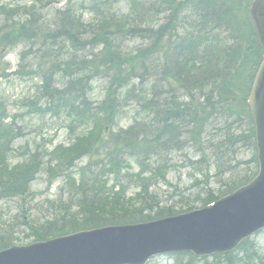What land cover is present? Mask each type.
<instances>
[{
	"label": "trees",
	"instance_id": "1",
	"mask_svg": "<svg viewBox=\"0 0 264 264\" xmlns=\"http://www.w3.org/2000/svg\"><path fill=\"white\" fill-rule=\"evenodd\" d=\"M42 1L36 2L42 3ZM215 1H219L220 4L230 3L234 6L232 8H237L242 13L244 21L255 31L249 13L252 0ZM119 2L120 0H88L86 8L95 15V23H85L80 18L84 23L83 27L93 33L87 40L94 58L87 69L82 71V76L89 77L95 71L103 72L105 77L102 81L105 82L107 90L112 91L108 89L109 77L115 76L117 70L108 57L115 46L123 43V41L119 42L122 38H116L117 32L126 31L129 32L128 35H133L137 28L146 26L149 27L147 32L155 34L153 24L155 17L160 14L159 11H171L167 18H171L175 13L187 11L188 18L173 27L171 33H164L170 36V38H162L167 42L165 47L169 49L166 52L167 56L171 58L176 68L188 67L187 62H190L196 77L204 74L207 69L228 67L225 79L221 78L219 81L217 79L220 77H218L212 83L206 84L201 76L186 89L185 96L189 97V103L194 107L197 115L195 117L200 118L201 115H205L209 107L217 103L226 108L231 106L244 125L246 143L243 146L255 149L254 122L247 101L254 77L262 62L264 49L253 43V34L249 38L241 29L227 33L220 24L224 18H229L228 13L220 8L215 12V19L210 17L212 9L209 13L204 9V4L208 3V0L207 2L205 0H128L130 14L116 18L115 8ZM19 10L20 8L10 11L12 14L8 15L6 23L0 26V51L21 43L31 46L39 42L41 53L33 59L38 64L44 82L50 80L52 76L54 79L58 73L61 74L49 86L42 88L41 97H47L52 102L58 103L59 109L68 115L69 133L74 136L68 147L59 145L51 151L33 152L28 147H24L22 154L24 160L13 162L15 149L11 141L20 136V129L15 125L5 126L4 119L7 118V113L3 103L0 102V194L9 198L8 200L24 197L27 191L23 194L21 183L25 180L29 182L44 167L49 173L48 183L52 184L53 180L60 177L66 179L73 205L77 207L76 211L72 212L71 207L68 206L63 214L60 213L42 224L23 222L28 226L30 235L34 237L33 240L43 241L85 229L136 224L176 215L178 212L173 207L159 208L158 197L151 192V188L160 182L168 183L167 175L171 169L170 165L152 162L146 155L147 151L152 150L153 132L161 131L162 123L145 106L135 100H125L134 102L138 118L142 114L154 116V120L147 125L136 121L134 125L125 129L119 125V121L125 115L121 102L113 103L110 102L113 100L111 99L94 103L90 98H75L74 82L69 78L71 73L69 64L81 53L82 38L76 35L78 31L73 30V33L64 35L44 33L35 28L33 19L29 15L32 10L40 11L36 3L26 10L23 21L13 17L14 13H19ZM206 15L207 18L215 21L208 22L204 17ZM34 28L36 32L32 31ZM249 43L254 44L258 49L253 50L249 47ZM145 49L135 48L133 53L138 56ZM234 71H242L241 80L229 83L232 78L228 75ZM198 72L201 74L199 75ZM57 83L60 87H57ZM131 91L130 89L129 93ZM30 105L34 107L35 102ZM36 108V112H45L41 106ZM4 127H6L5 136L1 134V131L4 132ZM240 137L243 138L244 135ZM85 158L87 164L79 167L78 164ZM251 162L254 163L255 169L250 170L252 171L250 176L243 175L236 178L218 195L207 194L203 199V205H208L225 192L229 193L248 183L257 173L256 155ZM134 164L138 166L137 171L134 169ZM74 170L79 175L78 179H75ZM4 182L6 184H3ZM16 241H20V238L13 230L0 227V251L15 245ZM190 257L189 262H193L194 257ZM213 260L214 264H263L257 245L250 239L243 241L235 253L217 255Z\"/></svg>",
	"mask_w": 264,
	"mask_h": 264
},
{
	"label": "bare ground",
	"instance_id": "2",
	"mask_svg": "<svg viewBox=\"0 0 264 264\" xmlns=\"http://www.w3.org/2000/svg\"><path fill=\"white\" fill-rule=\"evenodd\" d=\"M125 3L128 6L127 13L119 11L118 7L120 4L116 8L114 7L116 10V18L130 14V3ZM254 3L251 2L252 5L250 4L251 12ZM41 4L37 2V8L39 10ZM232 7L234 6L230 3L220 4L219 1L215 0H208V3L204 4V9L207 13L212 9V13L209 16L214 19L215 12L220 10V8L228 13L229 18H224L220 24V26L226 29L227 33L233 32L235 29H241L249 38L253 34L252 38L254 42H252L254 44L257 43L258 45L261 44V46H264L262 41L264 37L259 34V28L264 24V17L261 21H257L253 14H251L255 33L253 28L244 21L242 13L237 8ZM49 11L44 10L40 12L32 10L29 15L33 19L35 28L44 33H59V35H64L66 33H73V30L78 31L76 35L82 38V49L80 55L75 57L70 62L71 64H69L71 71L69 78L74 82L75 98H90L93 102L95 87L105 77L103 72L100 71L91 73L89 77L82 76V71L87 69V66L93 62L92 59L94 57L87 40L93 33L83 27L84 23L80 18L82 13L79 12L81 10L78 4H72L71 7L64 6L59 9L53 8ZM159 12L160 14L157 15V18L155 17V24H153V28L156 30L155 34L147 32L149 27H146V24L144 25L145 27L137 28L133 35H128L129 32L126 31L117 32L116 38H122L119 42L123 41L124 44L115 46L108 57L115 64L117 74L109 77L110 88L108 87V89H112V91L107 90L106 87L104 89L106 93L103 92V98L101 100L106 102L113 99L110 102H121L122 110H131L129 113V117L131 115V121L125 129L134 125L136 121L142 125H147L154 120L152 114H142L138 118L136 116L137 110L135 109L134 102H127L125 100H135L153 112L156 119L162 123L163 128L161 131L153 132L154 141L152 150L146 153L152 162L164 163L170 165L172 168L173 161L182 156L184 160H187L188 153L194 151L202 155V159L200 158V161L196 164H204L206 166L212 157L223 158L227 156L228 152H235L239 148L244 147L243 145L246 143L244 125L241 124V120L231 106L227 108L222 107L220 103L209 107L205 115L203 114L200 118H196L195 116L197 115L194 107L189 103V97L185 96L187 93L186 89L193 81L199 80L201 76L206 84L212 83L218 77H220V79H217L219 81L221 78L225 79L227 77L225 74L228 72V67L224 66L223 68L219 67L218 69L212 70L207 69L199 77L195 76L194 68L190 62H187L188 67L176 68L174 62L167 56L166 52L169 49L165 47L167 42L162 38H170L169 35H164V33H171L173 27L178 25L180 21L188 18V13L187 11L184 13H175L171 18H167L171 11L164 10ZM207 16L204 17L207 18ZM82 18L85 19L86 17L83 16ZM212 18H207V21L213 23L215 20ZM217 20L219 19L217 18ZM35 28L32 31L36 32L37 30ZM263 29L264 27H262ZM34 44L36 45H31L27 48L23 62L15 70L13 69L15 74L43 77L42 73L32 67L33 65L30 63L31 59L41 53L39 52V42ZM113 44L115 45V43ZM254 44L249 43L248 45L253 50H257L258 48ZM140 47L146 48L145 51L141 52L138 56L134 55L133 50L135 48L139 49ZM241 73L242 71H234L228 75V77L232 78V82L230 81L229 83H235L237 80L239 82L241 80ZM198 74L200 75L201 72H198ZM60 76L61 74L58 73L54 79L57 80ZM54 79L52 76L43 86H49ZM130 89L132 90L131 93H129ZM192 116L194 117L193 119ZM175 122L177 124L173 125ZM20 132L24 131L21 130ZM242 135H244L243 138L240 137ZM218 164L220 166V162ZM221 165L224 167L227 163L223 161ZM39 179V176L35 175L29 182L25 180L24 183H21L23 194L27 192L24 194V197L16 198L14 201L22 204V212L24 215H30L28 209H24V206L28 200L37 197L38 192H36L35 186ZM3 184H6V182ZM44 184L46 190L51 188L50 183L45 181ZM58 196V204H60L63 195L59 194ZM8 199L0 194V204L13 200ZM159 208L164 207L159 205ZM48 216L51 217L52 214ZM32 221L37 223L41 222L36 216ZM77 233L73 232L69 234L75 235Z\"/></svg>",
	"mask_w": 264,
	"mask_h": 264
},
{
	"label": "water",
	"instance_id": "3",
	"mask_svg": "<svg viewBox=\"0 0 264 264\" xmlns=\"http://www.w3.org/2000/svg\"><path fill=\"white\" fill-rule=\"evenodd\" d=\"M264 17V0L252 9ZM264 24L259 34L264 37ZM264 45V38H262ZM249 104L255 117L261 173L250 185L214 206L148 224L107 227L15 247L0 253V264H146L155 255L192 251L204 256L234 249L264 229V64L256 76Z\"/></svg>",
	"mask_w": 264,
	"mask_h": 264
},
{
	"label": "rangeland",
	"instance_id": "4",
	"mask_svg": "<svg viewBox=\"0 0 264 264\" xmlns=\"http://www.w3.org/2000/svg\"><path fill=\"white\" fill-rule=\"evenodd\" d=\"M61 5L66 2V0H58ZM56 0H52L50 4L44 5L42 11L55 8ZM29 4L28 0H0V14L2 7H14L16 5ZM119 11L122 13L128 12V6L125 2L121 3L118 7ZM21 49H15L14 52L9 54L6 58H2L3 52L0 53V64H8L9 67L5 72L11 74L9 77H0V98L4 99L7 104V110L13 115L21 114L26 111L23 108L24 102L34 96L37 91V85L39 80L31 76L25 78H17L12 73L18 65V54ZM14 69V70H13ZM103 86L99 82L93 93L94 100L98 101L103 98ZM129 114V112L127 113ZM127 116V117H126ZM122 118L120 126L125 128L131 121V115H126ZM51 119L50 116L40 119L33 118L30 116H24L18 118V123L24 126L25 136L19 139L20 144H25L29 142V145L35 150L39 151L48 150L53 148L60 143H67V133L65 128L56 121ZM54 149V148H53ZM254 155V150L239 148L237 151L228 152L227 156L223 158L212 157L207 162V165L196 164L200 161L201 154L191 151L188 153V159L184 160V157L178 158L172 162V169L168 175V181L170 185L176 186L171 187L167 184H160L152 189V191L158 194L159 204L161 207H173L177 212H186L189 207L200 208L202 203L196 201L195 197L197 195L205 196L209 191L213 190L214 194L217 195L218 191L227 188L229 182L238 178L241 174L245 173L247 170H253L254 167L247 164V161ZM20 158V157H18ZM202 159V158H201ZM225 161L227 165L224 167L221 163ZM220 162V166H218ZM219 169H221L220 172ZM68 173V172H67ZM45 174L41 173L35 190L37 197L28 200L24 209H28L30 214H33L40 220H45L43 218L47 217L53 213L63 212L62 208H56V204L59 203L60 191L64 194H68V186L63 184V180L60 179L56 184L50 189H45ZM223 181L222 183H220ZM199 183H201L199 185ZM177 188L178 193L176 194L175 189ZM183 193L184 196L181 197L179 193ZM65 198V197H62ZM182 198L185 200L182 201ZM68 200V197L65 198ZM52 202V203H50ZM52 205V206H51ZM22 211V204L17 203L12 200L8 203L4 202L0 204V225L3 228L11 229L14 226V230L21 232V229L17 228L20 225L21 218L18 217ZM5 226V227H4ZM261 249V253L264 254V231L254 237ZM25 239H30L27 237L21 238L22 242ZM32 239V238H31ZM30 241V240H29ZM27 243H29L27 241ZM178 259L182 261L183 264L189 262L190 256H178ZM210 261V259H209ZM198 264H205L203 261H197ZM149 264H176L175 257L173 255H164L154 258Z\"/></svg>",
	"mask_w": 264,
	"mask_h": 264
}]
</instances>
